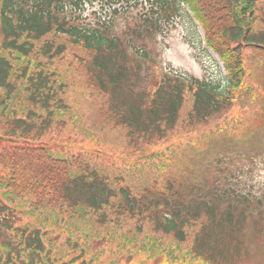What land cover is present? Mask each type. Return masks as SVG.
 <instances>
[{
	"label": "trees",
	"instance_id": "obj_1",
	"mask_svg": "<svg viewBox=\"0 0 264 264\" xmlns=\"http://www.w3.org/2000/svg\"><path fill=\"white\" fill-rule=\"evenodd\" d=\"M89 1L0 0V264H94L111 244L131 264L139 255L143 264H264V191L248 183L264 165V137L252 151L254 132L236 133L228 118L250 101L252 66L264 63V0H185L222 61L216 80L156 67L157 36L186 16L181 0H97L108 15L83 22ZM115 18L129 23L118 30ZM73 48L99 99L86 110L55 66ZM259 95L264 120L261 80ZM222 116L230 124L208 132L205 148L159 149L182 125ZM57 127L73 135L50 138ZM73 138L110 152L59 151ZM114 156L129 161H100Z\"/></svg>",
	"mask_w": 264,
	"mask_h": 264
},
{
	"label": "rangeland",
	"instance_id": "obj_2",
	"mask_svg": "<svg viewBox=\"0 0 264 264\" xmlns=\"http://www.w3.org/2000/svg\"><path fill=\"white\" fill-rule=\"evenodd\" d=\"M145 8H147V6L145 4H141L140 6L133 8V14H136L141 10L143 11V9ZM107 11V6H104L103 4L100 5L98 2H90L83 7L81 11L83 16H81V18H85L83 22H92L97 18L105 19ZM128 23L129 22L124 21V18H115V27L118 30H122L124 27H126ZM195 30L196 33L200 36V31L196 28V25L193 23V21H188L186 18H176V20L173 22V24L169 27L168 31L164 35H158L155 41L156 59H160L159 62H157L158 67L164 71L165 69L167 71H174L176 73H179L180 75L196 78L198 80H216L218 76L223 77L224 73L222 71L221 65L217 64L216 61L207 52L204 51L200 42L198 44V39L195 40V42L197 41V44L195 45L190 41L193 38ZM85 59L86 57L83 51H81L80 49L73 48L69 49L66 55L60 61H58L55 66L59 71H66V81L69 85V89L67 90L70 91L69 99L74 101L75 104L78 103L80 104V106L83 105V108L86 110L87 108L91 107L90 102L94 105V107H96L97 103L99 104V99L97 98V96H94L90 92V90H85L88 86V75L86 67L83 65V63L86 62ZM250 78V83L252 85H260V80L264 82V66L262 70H257V72L255 71L254 75H252ZM252 87L253 86H251V88ZM255 92L257 93V96L254 95V101L252 102V104L249 105L252 107V109H250L247 114L245 113V111L248 110L249 107H246L245 109L242 108L241 105L247 103L246 101H244V99H242L237 102V105L233 109L232 115L228 117L231 118V121L234 120V123L241 122L243 129L248 126L251 119V114L260 113L257 111H260L262 108V104L258 99V86L255 87ZM184 107V112H186L190 107V98L186 99ZM231 112L232 110L227 113V115H230ZM224 121L225 117L222 116L219 118L211 119L206 125L199 126L194 129L182 125V129L178 134H173L168 137L167 141H169L171 144L166 147L160 146L159 149L161 150L165 148H170L171 150L175 151L176 149L184 146L188 142H194L196 144L198 143L203 148H205V142L203 141V137L208 132H212V129L214 128L219 127L225 129L227 125H229L231 122L230 121L227 125L223 126ZM257 129L259 131H255L256 139L253 141L255 144L251 150L258 149L259 151L262 148V136H260L259 133L264 134V121L260 122L259 120L257 122ZM71 134L73 135V131L71 128L67 127L64 130L57 127V130L52 132L50 138L52 137V139H56L55 137L61 138L63 136L62 139H66L71 136ZM73 141H75V143H72L71 141L69 149L60 148L59 151H69L71 152L70 155H76L78 153H81L85 156H90L91 152H110L108 149L102 150L100 146H97L96 144L88 141H82L79 138H73ZM233 146L234 145L230 143L229 148L226 149L225 144L221 149L226 151L232 149ZM79 149L83 151H79ZM205 152L207 154H211L212 145L209 146ZM213 153L221 152L213 150ZM119 157L120 156H114V158L111 157L110 159L104 157L105 159H100V161L111 166L112 164L121 166L122 164H126V160L129 161L128 159L123 160ZM242 164L243 161L239 159V166ZM168 170L169 169L165 170V172L162 173L161 176L164 177L167 174ZM206 170L207 168L205 169V171ZM233 170L234 168L230 169V171ZM158 181L160 183L161 179L159 178ZM248 183H252L255 188V192L260 191L259 193H262L261 191H264V165L258 167V169L254 171V180L248 181ZM118 253L119 252L116 251L115 245L111 244L105 248L103 255H101L100 258H98V260L94 264H131V262H128V258H126L124 255L120 257ZM134 260H136L137 264L144 263L141 262V255H139ZM261 260H264V257L261 256L260 258L256 259V261ZM145 264H152V261H146ZM189 264L199 263L189 262Z\"/></svg>",
	"mask_w": 264,
	"mask_h": 264
}]
</instances>
